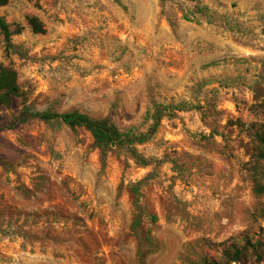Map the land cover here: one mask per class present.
Returning <instances> with one entry per match:
<instances>
[{"label":"clouds","instance_id":"1","mask_svg":"<svg viewBox=\"0 0 264 264\" xmlns=\"http://www.w3.org/2000/svg\"><path fill=\"white\" fill-rule=\"evenodd\" d=\"M0 264H264V0H0Z\"/></svg>","mask_w":264,"mask_h":264}]
</instances>
